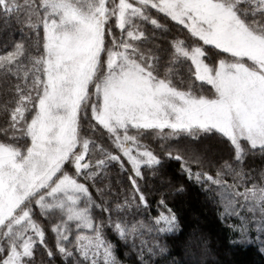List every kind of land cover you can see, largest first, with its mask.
<instances>
[{"label": "snow or ice", "instance_id": "6c2138e0", "mask_svg": "<svg viewBox=\"0 0 264 264\" xmlns=\"http://www.w3.org/2000/svg\"><path fill=\"white\" fill-rule=\"evenodd\" d=\"M0 21L20 32L0 47V264H126L109 233L157 264L180 221L144 181L166 161L238 219L232 243L264 234V168L245 170L264 157V0H0Z\"/></svg>", "mask_w": 264, "mask_h": 264}, {"label": "trees", "instance_id": "16d2710c", "mask_svg": "<svg viewBox=\"0 0 264 264\" xmlns=\"http://www.w3.org/2000/svg\"><path fill=\"white\" fill-rule=\"evenodd\" d=\"M20 38L18 26L14 23L5 27L0 21V47L7 42ZM206 152L211 156L220 154L219 146L208 144ZM127 167V165H126ZM264 168V157L249 155L245 160V170H254L258 175ZM128 172L121 173L118 167L110 166L106 182L113 188H119L116 181L121 180L127 185ZM163 179L164 183H161ZM151 185V188H149ZM171 185V187H169ZM184 186L181 193L173 192V188ZM145 191L148 193L152 206L149 209L153 214L157 211L155 201L158 192L170 193L169 206L174 209L180 221V231L167 241L168 252L163 258H157V264H264V234H258L254 225H249V240L247 242L232 243L239 240V232H233L228 224L238 223L237 218L221 221L217 215V204L213 202L214 194L202 189L200 185L190 182L178 169L174 161H166L159 169V174L152 176L150 172L145 175ZM93 194L95 192L92 189ZM146 215V213H145ZM195 232L196 236H203L207 241L208 254L202 256L196 247L186 248L189 237ZM109 239L116 244L117 255L126 264H136L135 254L128 252V246L109 233ZM60 264H63L61 261Z\"/></svg>", "mask_w": 264, "mask_h": 264}, {"label": "clouds", "instance_id": "9594fccd", "mask_svg": "<svg viewBox=\"0 0 264 264\" xmlns=\"http://www.w3.org/2000/svg\"><path fill=\"white\" fill-rule=\"evenodd\" d=\"M193 264H195V261L193 262Z\"/></svg>", "mask_w": 264, "mask_h": 264}]
</instances>
